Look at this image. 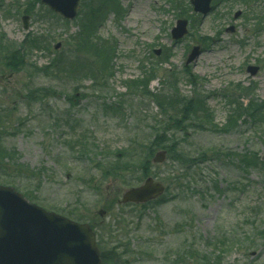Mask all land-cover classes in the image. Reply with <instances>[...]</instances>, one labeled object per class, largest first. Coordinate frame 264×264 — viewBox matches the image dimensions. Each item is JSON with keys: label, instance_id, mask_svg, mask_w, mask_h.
Listing matches in <instances>:
<instances>
[{"label": "rangeland", "instance_id": "374dc122", "mask_svg": "<svg viewBox=\"0 0 264 264\" xmlns=\"http://www.w3.org/2000/svg\"><path fill=\"white\" fill-rule=\"evenodd\" d=\"M118 2L122 15L109 13L98 30L116 49L105 81L42 72L31 77L0 62V150H14L17 161L35 171L32 178L11 179L7 186L57 212L75 202L89 207L100 202L90 222H99L112 240L105 235L103 252H122L109 264H264V210L259 209L264 169H246L230 155L250 151L264 158V119L243 114L234 127H225L233 102L264 104V0H211L205 15L195 13L189 0ZM87 4L79 6V17ZM44 9L40 0H0V36L25 50L31 68L47 65L55 50H72L69 39L78 30L77 17L64 24L57 16H44ZM179 18L187 19L188 33L175 41L170 29ZM38 36L41 50L26 44V38ZM195 45L201 53L185 66ZM250 65L258 67L255 76L246 70ZM150 69L151 92L166 90L165 76L175 75L181 94L199 91L206 97L215 125L188 124L187 133L175 134L179 148L198 161L177 179L171 166L154 164L153 177L166 186L157 202L120 205L127 187L110 179L98 201L83 184L97 177L94 162L111 157L130 138L143 144L152 118L161 116L143 86L131 83ZM189 74L196 86L187 83ZM31 89H48L50 96L32 104L25 98Z\"/></svg>", "mask_w": 264, "mask_h": 264}, {"label": "trees", "instance_id": "16d2710c", "mask_svg": "<svg viewBox=\"0 0 264 264\" xmlns=\"http://www.w3.org/2000/svg\"><path fill=\"white\" fill-rule=\"evenodd\" d=\"M83 2L88 3V11L81 12L83 14L82 17H79L78 12V30L69 39L72 50L68 48L66 52L62 54L55 50L53 57L49 59L47 65L45 64L41 68H37L36 66L31 68L29 63L25 60V50L15 48L11 45L10 41L1 35L0 62H2L10 72L26 70L31 77L39 75V73L42 72L53 77L64 75L70 78L89 79L92 80V82L98 80H101V82L105 81L113 72V59H115L116 56V49L115 45L110 40L104 39L98 35V30L109 13H113L119 18L123 13V8L118 0H81L80 5ZM189 9L191 8L189 7ZM44 10V16L46 14L52 17L57 16L47 9ZM61 21L64 24L69 23V21L66 20ZM25 41L26 44L33 45V48L36 50L42 49V39L39 36L26 38ZM152 72L153 70L150 69L142 74L140 79L131 81V83L135 86H143L146 96L151 98L156 104L158 114L161 116L152 118L153 123L149 128V138L144 139L143 144H137V138H130L125 147L116 150L117 152L114 151L115 153H112L111 157L103 156L102 159L98 160L96 163L94 162V169L96 170L97 177L93 178V176H91L89 179L83 181V184L91 187L95 191V196L98 201L103 199L104 192L101 193L100 188L108 179L120 182V184L125 187H131L137 185L139 181H142L147 176H155L156 174L152 172L154 164L151 162V159L153 154L158 150H166V159L163 163L172 167L171 171L173 173L171 175H173L174 179H177L180 172L183 175L190 165L198 160H194L193 157H190L179 148V143L177 138H175V134L180 132L187 133L186 127L188 124H196L199 128L205 126L211 128L215 125L213 123L211 110L206 102V97L199 93V91L193 92L189 96L181 94L176 88L175 75L168 74L165 76L166 90L151 92L148 89V85L151 80ZM186 77L187 83L191 86H196V84H198L197 81L194 80V76L189 74ZM198 79H200L199 76ZM48 96H50V94H48V89H31L25 94V98L32 104L42 103ZM233 104L234 106L226 118V128L234 127L243 114H246L253 121H262L264 119V104L253 105L250 100L245 105L241 102H233ZM156 117H158L159 120H157ZM163 119L164 122L162 121ZM80 146L83 148L85 147L84 144ZM86 147L87 149L85 150H90L88 146ZM230 155H237L238 162L246 169H264V158L260 157L255 152L248 151L241 154L231 153ZM37 171L40 173V168ZM34 174L35 171L33 169L17 161V153L14 150L9 152L3 149L0 150V183L8 185L11 179L21 177L30 179ZM162 180L168 182L167 179ZM24 196L31 202L35 200L31 195ZM155 202H157V200H155ZM96 203L100 202H95L93 206L89 207L88 204L75 202L68 205V207L60 208L58 212L72 219L86 221L92 224L97 235V245L100 250L102 262L103 264H109L112 263L113 258H115V261L118 258L120 259L122 257V252H114L115 256H106L103 252V245L108 244V241H104L105 235L106 238H108L107 233H105V227H102L96 220H93V223L90 222L91 219H94L91 218V212H93ZM142 206H145V204ZM259 209L264 210V205H261ZM114 232L115 231L112 230V233ZM108 240L109 242L112 241L109 238ZM115 242L116 245L113 246V250L119 247L117 246V241ZM124 252H128V250Z\"/></svg>", "mask_w": 264, "mask_h": 264}, {"label": "water", "instance_id": "95a60500", "mask_svg": "<svg viewBox=\"0 0 264 264\" xmlns=\"http://www.w3.org/2000/svg\"><path fill=\"white\" fill-rule=\"evenodd\" d=\"M80 0H41L52 11L71 20L76 16ZM193 10L203 15L210 10V0H189ZM27 16H23V28ZM187 33V20L178 19L171 28L175 40ZM59 44L55 45L57 48ZM159 54L157 50L155 52ZM200 54L194 46L185 65ZM255 76L258 67L248 66ZM3 76H0L2 79ZM166 152L158 151L152 158L162 163ZM164 191V185L147 177L139 186L130 187L121 196V203H145ZM101 214L104 212L101 211ZM0 264H101L95 236L87 223H79L42 207L29 203L12 187L0 185Z\"/></svg>", "mask_w": 264, "mask_h": 264}]
</instances>
